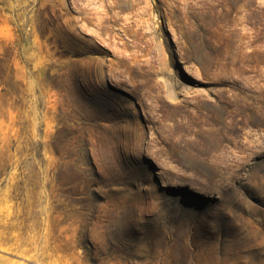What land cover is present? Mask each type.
Masks as SVG:
<instances>
[{"label": "rangeland", "instance_id": "rangeland-1", "mask_svg": "<svg viewBox=\"0 0 264 264\" xmlns=\"http://www.w3.org/2000/svg\"><path fill=\"white\" fill-rule=\"evenodd\" d=\"M0 264H264V0H0Z\"/></svg>", "mask_w": 264, "mask_h": 264}]
</instances>
